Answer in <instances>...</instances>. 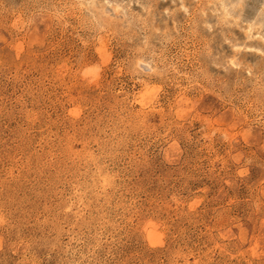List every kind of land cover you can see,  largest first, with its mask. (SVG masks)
<instances>
[{
	"label": "rangeland",
	"instance_id": "obj_1",
	"mask_svg": "<svg viewBox=\"0 0 264 264\" xmlns=\"http://www.w3.org/2000/svg\"><path fill=\"white\" fill-rule=\"evenodd\" d=\"M0 264H264V0H0Z\"/></svg>",
	"mask_w": 264,
	"mask_h": 264
}]
</instances>
